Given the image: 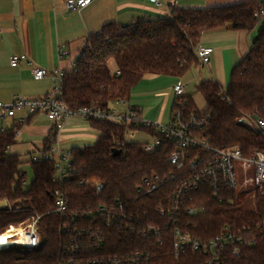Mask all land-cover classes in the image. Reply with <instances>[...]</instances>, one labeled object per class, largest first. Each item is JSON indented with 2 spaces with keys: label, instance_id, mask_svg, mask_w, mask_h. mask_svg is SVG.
<instances>
[{
  "label": "trees",
  "instance_id": "trees-1",
  "mask_svg": "<svg viewBox=\"0 0 264 264\" xmlns=\"http://www.w3.org/2000/svg\"><path fill=\"white\" fill-rule=\"evenodd\" d=\"M259 8L256 1L207 8L175 7L172 17L166 19L128 25L107 23L87 39L76 59V70H68L63 100L70 109L85 105L109 107L119 97L128 98L146 74L181 77L197 66L200 60L195 47L203 31L251 30L257 26L258 34L252 47L231 71L226 88L214 80L203 81L197 86V92L207 103L206 109L199 110L191 96L185 95L184 99L189 103V110L196 109L208 115L209 119L200 130L214 145L220 148L240 146L246 155L264 151V137L240 121L242 116H252L264 108V17L255 18ZM111 62L115 63V69ZM90 122L101 135L95 144L71 150L72 173L65 190L72 209L100 202H124L127 214L134 216L135 231L128 229L126 220L108 228L106 249L109 254L126 255L134 249H143L150 251L151 258L141 264H204L207 255L200 251H187L179 258L174 256L170 236L172 224L157 211L159 205L168 203L180 182V171L167 158L173 147L168 149L169 141L166 140L159 151L148 152L143 142L126 141L123 125L108 120ZM15 142V130L0 131V200L9 203L7 208L0 210V234L37 213L42 215L39 223L42 242L31 250L0 249V264H55L65 239L58 229L59 216L49 213L55 206L54 192L59 187L54 180V165L48 160L29 159L33 180L25 187L27 172L21 169L23 160L19 154L9 151ZM115 148L122 150L120 155L113 154ZM173 174L175 178H171ZM155 175L162 179L158 188L150 196H138V187L152 186ZM84 179L102 182L103 191L99 193L93 186H83L80 181ZM236 193L234 188L226 189L219 199L208 187L201 186L192 193V199L186 201L180 215L181 225L200 239H210L220 233L225 222L256 227L264 220V196H257L255 209H246L233 202ZM195 206L203 210L189 213L188 209ZM156 224L163 226L162 240L154 235L144 238L140 234L147 226ZM227 261L229 264H264L263 237L259 235L255 245L243 247L240 256L228 254Z\"/></svg>",
  "mask_w": 264,
  "mask_h": 264
},
{
  "label": "built area",
  "instance_id": "built-area-1",
  "mask_svg": "<svg viewBox=\"0 0 264 264\" xmlns=\"http://www.w3.org/2000/svg\"><path fill=\"white\" fill-rule=\"evenodd\" d=\"M93 0H66L69 8L85 7ZM151 4L162 7L164 0H148ZM255 13V18L264 17V5ZM175 7L169 8V16ZM2 26L0 24V31ZM196 54L202 64H208L212 47L197 44ZM67 51H60L63 58ZM79 57V56H78ZM26 54H14L10 58L12 66H17L22 60H26ZM73 61V70H76ZM67 70L62 67L45 69L37 67L34 76L38 79L49 76L52 79L50 91L39 98H26L15 96L9 102L0 101L1 117L14 116L16 110L26 109L27 114L19 117V122L24 123L32 114L44 113L55 123L56 130H61L68 117L81 115L87 120H108L124 126L125 135L137 131H148L152 141L143 142L145 151H159L166 140L169 141L168 161L180 171V182L168 199V203L158 206L160 216L167 218L172 224L170 230L172 252L176 258L187 251H200L207 255L204 264H229L227 255L240 256L245 246H253L258 242L259 235L264 239V220L256 227L226 223L221 232L210 239H200L181 225L180 215L185 208L188 199H192V193L201 186L208 187L214 197L222 199L226 189L237 190V166H240L244 182L253 186L255 191L264 196V151L258 150L246 155L240 146H228L220 148L214 145L211 138L204 137L202 127L205 126L208 115L199 113L196 109L189 110V103L185 97V86L182 83L173 85V93L176 99V108L173 109L171 119L162 124L143 117L141 110L131 105L127 98L119 97L115 101L117 106H80L76 109L67 107L63 100V84ZM120 74V71H117ZM247 118L248 122L242 119ZM240 121L249 124L256 132L264 137V108L257 110L252 116H243ZM0 131L1 130L0 128ZM120 144V142H117ZM30 159L33 161L48 160L54 165V180L59 187L54 192L55 206L49 213L60 218L59 232L65 239L61 252L55 264H141L149 262L151 253L148 250L134 249L126 255H113L107 252V229L119 221H127L128 229L135 231L132 222L135 220L132 214L128 215L124 202L119 200L111 203L100 202L94 206H82L78 210L71 207L70 198L65 190L72 170L71 149L67 150L59 143L34 152ZM250 170L252 174H250ZM240 171V172H241ZM171 178H175L173 174ZM148 181V179H145ZM152 186L138 187V196L151 195L158 188L162 179L159 175L153 177ZM167 180V178L165 179ZM83 186H93L101 193L104 184L90 179L81 180ZM9 206V204H8ZM203 208L197 206L188 209L189 213L196 214ZM42 215L35 213L17 226H11L6 230H15L10 237L11 244L2 248L19 247L21 249H34L40 246L42 237L39 223ZM163 226L149 225L141 230L140 234L147 238L154 235L162 240ZM0 248V249H2ZM228 253V254H226Z\"/></svg>",
  "mask_w": 264,
  "mask_h": 264
},
{
  "label": "crops",
  "instance_id": "crops-1",
  "mask_svg": "<svg viewBox=\"0 0 264 264\" xmlns=\"http://www.w3.org/2000/svg\"><path fill=\"white\" fill-rule=\"evenodd\" d=\"M164 1V6L157 7L148 0H93L85 7L69 8L66 0H0V101L9 102L15 96L39 98L47 94L52 88V79L49 76L36 78L34 69L62 67L71 70L89 36L100 32L107 23L128 25L166 19L170 17L171 6L207 8L247 1L264 5V0ZM257 34V26L251 30L220 28L203 31L198 44L213 48L208 64L199 61L181 77L146 74L131 90L127 98L129 103L139 108L143 117L168 123L175 101L173 85L182 83L187 96L196 89L194 96L198 95L205 101L197 92V86L206 80L227 86L231 71L250 51ZM60 51H67V54L61 58ZM14 54H26L27 59L12 66L10 58ZM110 65L115 69L114 62ZM194 96L191 97L196 104ZM109 106L117 104L112 101ZM206 107L205 102V107L198 109L203 111ZM26 114V109L16 110L14 116L1 117L0 114L1 130H15L16 142L9 151L19 154L23 161L25 154L29 153L30 158L34 152L51 144L59 143L67 150L84 148L95 144L101 135L91 126L90 120L81 115L68 117L59 131L44 113L32 114L20 123L19 117Z\"/></svg>",
  "mask_w": 264,
  "mask_h": 264
},
{
  "label": "rangeland",
  "instance_id": "rangeland-1",
  "mask_svg": "<svg viewBox=\"0 0 264 264\" xmlns=\"http://www.w3.org/2000/svg\"><path fill=\"white\" fill-rule=\"evenodd\" d=\"M193 69H195V68H193ZM226 85H228V84H226ZM190 87H191V85H190ZM223 87L226 88V86H223ZM195 93H196V89H194L192 95L194 96ZM194 98L196 99V104H197L198 108L203 109L205 107V101L198 95L194 96ZM242 118H243V116H242ZM152 139H153V136L146 131H137L133 134L126 135V140L130 141V142H149V141H152ZM24 157H25V159L21 164V169H23L27 172V175H26L27 181H26L25 187L26 186L28 187L29 184L31 183V181L33 180V171H32L31 165L28 161L30 159L29 153L25 154ZM240 171H241L240 166H237L238 187H237V193L235 196V200H233V202H235L238 206H240L242 208L255 209L256 198L259 194L255 191L253 186L246 184L244 182V178L242 176V171L241 172ZM250 174H252L251 170H250ZM226 223L235 224V223L225 222L222 225V228ZM18 224H14L11 226H17ZM11 226H9L8 228H10ZM16 248H18V247H16Z\"/></svg>",
  "mask_w": 264,
  "mask_h": 264
},
{
  "label": "bare ground",
  "instance_id": "bare-ground-1",
  "mask_svg": "<svg viewBox=\"0 0 264 264\" xmlns=\"http://www.w3.org/2000/svg\"><path fill=\"white\" fill-rule=\"evenodd\" d=\"M13 232H15V230H7L0 234V248L3 246H9L11 244V240L9 238L14 235Z\"/></svg>",
  "mask_w": 264,
  "mask_h": 264
},
{
  "label": "water",
  "instance_id": "water-1",
  "mask_svg": "<svg viewBox=\"0 0 264 264\" xmlns=\"http://www.w3.org/2000/svg\"><path fill=\"white\" fill-rule=\"evenodd\" d=\"M244 122H248V119L247 118H244V119H242ZM121 152H122V150L120 149V148H115L114 150H113V154L115 155V156H117V155H120L121 154ZM8 200H0V210H2V209H5V208H7L8 207Z\"/></svg>",
  "mask_w": 264,
  "mask_h": 264
}]
</instances>
